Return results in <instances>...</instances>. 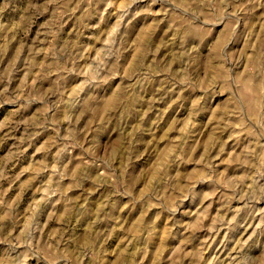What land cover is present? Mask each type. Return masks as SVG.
Wrapping results in <instances>:
<instances>
[{
	"label": "rangeland",
	"instance_id": "rangeland-1",
	"mask_svg": "<svg viewBox=\"0 0 264 264\" xmlns=\"http://www.w3.org/2000/svg\"><path fill=\"white\" fill-rule=\"evenodd\" d=\"M0 264H264V0H0Z\"/></svg>",
	"mask_w": 264,
	"mask_h": 264
}]
</instances>
